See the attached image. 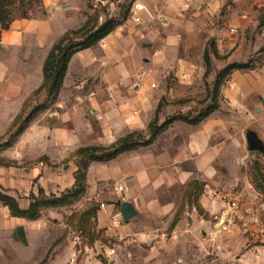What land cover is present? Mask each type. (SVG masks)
<instances>
[{
	"label": "crops",
	"instance_id": "1",
	"mask_svg": "<svg viewBox=\"0 0 264 264\" xmlns=\"http://www.w3.org/2000/svg\"><path fill=\"white\" fill-rule=\"evenodd\" d=\"M201 1L208 2L210 10L226 2ZM51 6L46 3L44 18L17 19L1 32L0 53L18 59L13 66V60L0 58L1 128L13 125L25 102L41 86L44 62L53 44L66 31L82 25L76 21L52 25L49 19L53 13L70 9L74 17L77 10L69 0H52ZM207 10L187 15H207ZM105 41V46L97 43L73 55L54 108L39 113L11 146L44 162L31 169L32 175L46 172L49 165L44 157L52 162L57 151L66 158L81 147L110 146L131 132L148 133L165 91L149 86L136 91L130 84L118 82H128L139 57L151 67L154 61H162L163 54L156 48L140 52L119 28ZM189 66L181 63L179 71L183 74L193 67ZM229 78L234 87L227 82L219 108L200 123L176 120L151 144L128 149L106 162L90 163L86 178L103 205L101 225L109 227L111 237L130 241L121 245L122 251L130 254L124 256L123 264H264V191L250 176L254 159L264 163V64L234 70ZM163 120L161 114L160 123ZM251 134L263 150L252 148ZM70 168L74 184L78 166L72 163ZM41 178L45 180L46 174ZM195 179L201 182L203 212L187 204L171 228L184 192ZM118 184L129 190H118ZM9 194L17 197L22 208L29 207L30 202L21 204L17 191ZM124 201L138 212L128 220L120 212ZM232 201L251 212L234 213ZM10 216L14 224L29 222ZM223 221L228 223L226 230H221Z\"/></svg>",
	"mask_w": 264,
	"mask_h": 264
},
{
	"label": "rangeland",
	"instance_id": "2",
	"mask_svg": "<svg viewBox=\"0 0 264 264\" xmlns=\"http://www.w3.org/2000/svg\"><path fill=\"white\" fill-rule=\"evenodd\" d=\"M69 1L75 6L73 9L77 10V16L72 17L69 14L71 10L65 9L53 13L49 21L52 25L63 21L69 24L81 22L82 29L70 35L73 40L84 38L106 20L115 19L121 23L117 28L132 39L134 48L138 47L140 52L146 48H156V52L163 54L164 59L154 61L151 67L146 64L148 60L139 57V65L128 82H118L131 86L138 73L143 70L150 73V80L157 83L154 90L165 91L160 99L158 124L161 114L164 116L163 122L178 114L195 118L213 102L220 105L224 99L221 98L222 89L230 80V75L219 78V73L227 65L247 63L250 66L248 69H253L264 64V39L259 35L260 25L264 24V0H226L222 7L211 10L207 2V15L203 13L198 17L179 14L172 0H141L149 9V12L142 14L141 23L132 19V6L138 0ZM46 3L52 7V0H9L4 7L12 11L13 21L42 19L47 14ZM159 12L164 14L166 22L157 19ZM1 26L0 19V35L7 30ZM232 27L236 28L235 32H231ZM171 39L183 42L178 44ZM99 43L105 46V38ZM206 49L208 61L204 57ZM0 58L7 62L13 60V66L18 60L5 52L0 53ZM181 63L193 66L189 71L185 69L190 74L188 78H183L179 71ZM56 100L47 93L46 88L37 90L27 101L22 117H26L33 106L39 104L54 108ZM22 121L23 118L19 123ZM49 121L54 124L53 118ZM16 128L0 127V145L14 134ZM151 128L147 134L133 133L132 139H148ZM19 152L13 147L0 146V189L9 193L13 191V194L17 191L22 205L31 203L32 197H39L42 201L45 199L43 197H63V200L55 205H41L36 220L27 219L29 222L22 224L13 223L9 208L0 201V264H39L43 260L45 262L42 264H123L122 259L128 253L122 251L121 245L130 241L111 237L109 227L101 225L99 213L103 205L89 189V184L79 197L71 196L75 186L71 184L70 167L72 163L80 165L87 157L82 159V156L72 155L65 158L57 151L52 162L48 156L44 157L45 164L49 165L48 170L46 168V172L42 170L40 176H34L31 169L44 162L34 160L35 156L26 152ZM251 164L252 180L264 182V163L254 159ZM43 174H46V179L42 181L40 177ZM190 199L192 201L193 197Z\"/></svg>",
	"mask_w": 264,
	"mask_h": 264
},
{
	"label": "trees",
	"instance_id": "3",
	"mask_svg": "<svg viewBox=\"0 0 264 264\" xmlns=\"http://www.w3.org/2000/svg\"><path fill=\"white\" fill-rule=\"evenodd\" d=\"M9 0H0V19L2 21V29L10 28V25L13 21L12 11L8 10L7 7H4L5 2ZM121 23L116 21L115 19L106 20L101 26H99L96 30L91 31L84 38H81L78 41L73 40L70 35L74 33H78L82 27L78 29H70L66 31L51 47L43 66V81L41 86L37 89L38 91L42 88H46L48 94L52 95L53 99L56 100L59 96L61 88L63 87V83L65 80V76L67 73V69L69 66V62L73 55L81 50L86 48H90L97 43H99L102 39L107 37L111 32H113ZM205 60H209L208 50H205L204 54ZM250 66L247 63H232L227 65L222 71L219 73L220 77H226L230 75L234 70L237 69H248ZM35 90V92L37 91ZM34 92V93H35ZM30 99V98H29ZM28 99V100H29ZM27 100V101H28ZM23 107L21 113L16 117L12 127H16V131L14 134L10 135L9 139L0 145L1 147H11L19 137V135L28 127L31 121L41 112L48 108L45 104H39L37 106H33L32 110L27 114L26 117H22V114L25 111L26 103ZM219 102H213L212 105L208 107V109L200 113L195 118L190 117V115L178 114L173 117L166 119L163 123L158 124V113L160 112L161 103H159L156 115L153 121L150 122L149 127H152V133L150 137L143 141H134L132 139L133 133L131 132L126 136L119 139L117 142L113 143L110 146H97L91 145L86 147H81L74 152L75 156H84L87 157L85 160L80 162L78 165L77 172L75 174V183L74 190L71 193V196L77 198L82 193L85 192L87 188V170L91 162L93 161H102L106 162L113 158H115L120 153L136 148L141 145H149L157 138V136L166 130L173 122L176 120H182L190 124H198L209 114L214 112L219 108ZM23 118V121L19 123L20 119ZM155 122V123H154ZM16 125V126H15ZM255 181V185L259 190L264 191V182ZM42 192V190H40ZM39 191V192H40ZM43 193V192H42ZM41 193V194H42ZM201 194V182L197 179L192 180L188 188L184 192L183 203L180 206L172 224L171 228L178 222L180 219V215L185 210L186 205L189 206L196 205L200 212H203L202 208L199 204V197ZM45 196V195H44ZM191 197L193 200L191 201ZM44 201L40 200L39 197H32V201L28 208H22L19 201L11 194L6 192L4 189H0V201L9 208L10 214L15 217H21L28 220H36L39 216V208L41 205H55L57 203L62 202L63 197H54V198H46L43 197ZM43 260L40 264L44 263Z\"/></svg>",
	"mask_w": 264,
	"mask_h": 264
},
{
	"label": "built area",
	"instance_id": "4",
	"mask_svg": "<svg viewBox=\"0 0 264 264\" xmlns=\"http://www.w3.org/2000/svg\"><path fill=\"white\" fill-rule=\"evenodd\" d=\"M173 3L176 6V9L179 14H188L192 11H196L201 8H206L207 2L206 1H201V0H172ZM144 12H149L148 7L139 1H136L133 6H132V19L137 22L141 23L142 22V14ZM157 19L162 22H166L167 20L165 19V16L162 12H159L157 15ZM236 28L232 27L231 32H235ZM259 35L262 39H264V24L260 25L259 28ZM190 74L188 72H185L182 74L183 78H188ZM150 73L146 70L141 71L138 73L136 76L135 80L131 84V88L138 91L140 89H143L144 87H152L156 88L157 83L155 81L150 80ZM121 85V83L119 84ZM228 86L232 89L234 87V83L230 82L228 83ZM111 89H109L110 91ZM109 96L112 97L113 95L111 94V91L109 92ZM117 189L124 192L129 190L128 186H123L121 184L117 185ZM125 195H123L124 197ZM230 207L234 213L242 212V213H250L251 210L249 208L244 207L237 201H232L230 203ZM228 226V223L226 221H223L221 225V230H226ZM258 250L256 251V253Z\"/></svg>",
	"mask_w": 264,
	"mask_h": 264
},
{
	"label": "water",
	"instance_id": "5",
	"mask_svg": "<svg viewBox=\"0 0 264 264\" xmlns=\"http://www.w3.org/2000/svg\"><path fill=\"white\" fill-rule=\"evenodd\" d=\"M249 141L254 150H259V151L263 150V147L259 142V139L254 134H251L249 136ZM120 212L124 220L131 219L132 217L136 216L138 213L137 210L134 208V206L128 201H124L121 204Z\"/></svg>",
	"mask_w": 264,
	"mask_h": 264
}]
</instances>
